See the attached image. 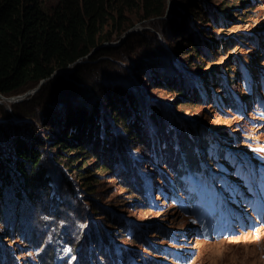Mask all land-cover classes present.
Returning a JSON list of instances; mask_svg holds the SVG:
<instances>
[{"label":"rangeland","instance_id":"obj_1","mask_svg":"<svg viewBox=\"0 0 264 264\" xmlns=\"http://www.w3.org/2000/svg\"><path fill=\"white\" fill-rule=\"evenodd\" d=\"M225 2L229 3V8L223 15L213 11L207 22L190 18V23L198 31L209 28L216 41L207 50V58L197 63L195 69L184 67L187 64L185 57H176L175 41L168 40L171 36L166 35L169 23L183 14L188 0H166L164 18L141 20L137 7H125L127 22L132 25L111 41L104 42L115 46L112 57H109L110 63L103 62L101 56L99 62L85 67L90 75H98L100 68L106 70L115 79L125 80L126 85L138 88L144 99L159 104L161 111L168 116L165 120L173 123L177 132L173 135L178 141L170 139L167 145L175 151L174 155L181 157L186 155L180 152L181 148L186 147L189 153L196 145L200 152L201 171L193 172L184 166L179 167L178 173L176 169L170 170L153 159L150 154L153 146L133 147L120 134L119 142L124 144L123 154L128 158L124 166L132 168L131 173L121 164L116 166L115 172H102L93 194L87 196L86 190L78 186L81 181L76 172L70 173L50 154L46 169L56 182L55 191L58 193L54 194L59 196L58 203L53 204L46 192L34 206L27 208L23 204L20 209L11 206L10 210L5 206L4 219L0 222V264H105L104 255L115 260L111 264H145L146 259H153L157 264H264V215L258 220V211L253 210L249 215L248 207L235 210L251 222L256 220V224L242 228L233 225L229 234L204 236L200 226L205 222L206 195L209 198L213 195L211 199L220 198L224 205L223 196H219L223 181L229 185V190L239 189V195L246 191L248 194L250 183L255 191L264 186V0H253L249 5H240L238 0H214L211 4L223 5ZM243 9L247 12L242 16L235 15V11ZM226 13L233 17L224 19ZM143 29L145 35L128 38L132 31L141 32ZM249 33L254 34L245 38ZM153 36L163 42L179 69L185 71V76L202 87L203 98L199 103L203 105L183 102L177 106L173 103V92L154 89L151 93L149 79L140 81L133 73L132 62L143 61L145 52H160ZM124 42L126 46H121ZM39 83L19 93L7 96L0 93V148L7 135H12L7 132L9 121L21 123L23 127L19 125L28 132H37L43 139H48V128L34 117L20 116L23 109L52 107L47 102H51L56 87L37 92L41 86ZM84 93L91 94L90 90ZM229 96L231 105L226 102ZM20 101L25 103L18 109L15 104ZM186 131H189L187 138ZM162 133L168 141L169 132L164 129ZM195 135L206 142L204 151L196 143ZM166 143L164 148L167 151ZM220 149L222 156L217 153ZM209 155L214 163L208 159ZM132 172H136V176H132ZM179 176L183 183H187L185 190L188 193H182V184L175 185ZM215 177H219L220 185L214 181ZM130 187L134 195L143 193L145 205L143 200L129 196ZM225 194L228 196V191ZM194 196L196 199L192 202ZM256 197L262 204L264 192ZM110 217L121 224L110 226ZM122 225L126 226L124 231L120 230ZM103 235L110 243L103 240ZM141 239L148 243L143 245ZM45 257L48 261L41 263L40 259ZM49 257L52 259L50 263Z\"/></svg>","mask_w":264,"mask_h":264},{"label":"trees","instance_id":"obj_2","mask_svg":"<svg viewBox=\"0 0 264 264\" xmlns=\"http://www.w3.org/2000/svg\"><path fill=\"white\" fill-rule=\"evenodd\" d=\"M212 1L188 0L183 14L168 25L166 35H170L168 40H174L176 45L173 53L177 54V58L185 57L187 64L184 67L187 70L195 69L197 63L205 60L207 50L216 42L209 28L198 31L190 23V18L207 22L213 11L222 14L229 8L227 1L215 6ZM252 1L238 0L240 5H249ZM166 6V0H0V93L6 96L19 93L41 80L44 82L37 92L53 87L57 89L51 102H47L52 107L47 105L37 110L20 111V116L34 117L50 132L54 129V132H48V139H43L37 132H28L21 123L8 122L11 128L7 132L12 135H7L0 148V222H3L6 205L9 210L11 206L20 209L23 204L28 208L39 202L46 192L53 204L58 203L59 196L54 194L58 193L55 191L56 182L46 169L48 156L52 155L53 159L65 165L70 173L76 172L81 181L78 186L86 190L87 196L93 194L102 172H115L116 166L121 164L124 170L131 173L132 168L124 166L128 158L123 154L124 144L119 142L120 134L133 147L153 146L150 149L153 159L170 170L176 169L178 173L179 167L184 166L193 172L201 171L200 152L196 145L189 153L186 147L181 148L180 152L186 153L184 157L174 155L175 151L167 145L170 139L178 141L173 135L177 132L174 124L165 120L168 116L161 111L159 104L144 99L138 88L126 85L125 80L115 79L106 70L100 68L98 75L85 71L90 63L101 59L110 63L109 57H112L115 46L104 42L111 41L132 25V22H127L125 7H137L140 19L145 20L163 17ZM245 12L247 9L237 10L235 15L242 16ZM226 17L233 15L226 13L224 19ZM143 30L132 31L128 38L145 35L146 30ZM252 34H247L245 38ZM152 38L160 52H145L143 61L132 62L133 73L140 81L149 79L151 93L154 89L173 92V103L177 106L185 102L203 105L199 103L203 98L202 87L185 76V71L179 69L178 63L157 36ZM219 45L223 47L224 44L220 42ZM121 46H126V42ZM152 53L157 55H150ZM147 54L150 56L147 57ZM101 56L103 58L100 59ZM63 69L67 70L55 73ZM125 74L128 77L127 71ZM86 90H90L91 94L84 93ZM23 102L14 103L15 107L19 109ZM226 102L232 104L230 96ZM164 129L169 132L168 141L162 135ZM187 133L189 131L185 132L186 138ZM195 136L196 143L204 151L206 142L199 135ZM217 153L222 156L221 149ZM208 159L212 163L215 161L210 155ZM135 173L132 172V176H136ZM178 179L175 185L182 184V193H188L186 183L180 180V176ZM133 191L130 187L129 196L134 195ZM134 196L146 204L142 192ZM108 220L110 226L121 224L113 217ZM124 227L122 225L120 230ZM103 240L110 243L106 236ZM142 242L143 245L148 243L144 239H141ZM104 256L105 264L115 262L111 257L110 261L107 255ZM147 260H144L145 264H157L153 259ZM40 261L47 262L48 258L47 261L46 257ZM50 262L52 259L49 257Z\"/></svg>","mask_w":264,"mask_h":264},{"label":"water","instance_id":"obj_3","mask_svg":"<svg viewBox=\"0 0 264 264\" xmlns=\"http://www.w3.org/2000/svg\"><path fill=\"white\" fill-rule=\"evenodd\" d=\"M128 32H129V31H127L126 33H128ZM126 33H125V34H126ZM60 71H62V70H58V71H56L55 73L60 72ZM43 82H44V80H41V82L39 83V85L42 84ZM37 87H38V86H37ZM37 87H36V88H37ZM34 90H35V89H34Z\"/></svg>","mask_w":264,"mask_h":264},{"label":"bare ground","instance_id":"obj_4","mask_svg":"<svg viewBox=\"0 0 264 264\" xmlns=\"http://www.w3.org/2000/svg\"><path fill=\"white\" fill-rule=\"evenodd\" d=\"M3 99H6L5 97H2Z\"/></svg>","mask_w":264,"mask_h":264}]
</instances>
